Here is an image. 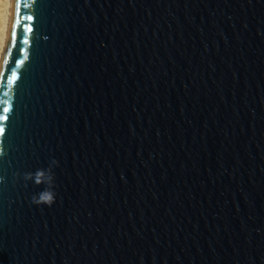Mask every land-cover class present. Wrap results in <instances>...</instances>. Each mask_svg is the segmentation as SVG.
Listing matches in <instances>:
<instances>
[{"label": "water", "instance_id": "95a60500", "mask_svg": "<svg viewBox=\"0 0 264 264\" xmlns=\"http://www.w3.org/2000/svg\"><path fill=\"white\" fill-rule=\"evenodd\" d=\"M16 3L0 264H264V0Z\"/></svg>", "mask_w": 264, "mask_h": 264}, {"label": "snow or ice", "instance_id": "6c2138e0", "mask_svg": "<svg viewBox=\"0 0 264 264\" xmlns=\"http://www.w3.org/2000/svg\"><path fill=\"white\" fill-rule=\"evenodd\" d=\"M36 0H31V3H25L24 0H17L16 3V11L19 18L15 19L14 23L11 27V37L12 40L15 41L17 39L18 28L22 24V21H28L31 23H23V43L30 44V34L35 31L34 23L36 17L33 14H23L21 15L22 9H28L31 7V4H35ZM11 51V49H9ZM22 51L27 52V49H22ZM26 60H28V56H25L24 59H17L14 61V66L11 68V75L7 77L6 83L3 85L8 87L9 89L14 88L16 82L20 80L22 73L18 72V69H22L25 65ZM4 97H8L5 99ZM14 111V105L9 97V93L7 91L3 92L0 95V138H4L6 140L7 130L10 122V114ZM3 141H0L2 144ZM4 155L3 148L0 147V159H2ZM2 178V177H0ZM2 182V179H0Z\"/></svg>", "mask_w": 264, "mask_h": 264}, {"label": "clouds", "instance_id": "9594fccd", "mask_svg": "<svg viewBox=\"0 0 264 264\" xmlns=\"http://www.w3.org/2000/svg\"><path fill=\"white\" fill-rule=\"evenodd\" d=\"M59 166V160L53 157L50 161L49 168L47 171L45 170H38L36 173L31 172H25L22 174V179L27 182L29 180L34 179L36 182H40L41 179L46 178L48 184H49V190H46L42 195H40L38 198L33 197V203H45L49 206H51L53 203H55V192L53 190L54 180H55V174L52 171L54 167ZM2 179V178H0Z\"/></svg>", "mask_w": 264, "mask_h": 264}, {"label": "bare ground", "instance_id": "6f19581e", "mask_svg": "<svg viewBox=\"0 0 264 264\" xmlns=\"http://www.w3.org/2000/svg\"><path fill=\"white\" fill-rule=\"evenodd\" d=\"M10 0H0V61L6 48Z\"/></svg>", "mask_w": 264, "mask_h": 264}]
</instances>
